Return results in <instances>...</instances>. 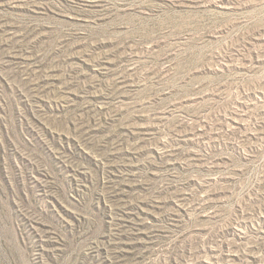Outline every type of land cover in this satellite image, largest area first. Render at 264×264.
I'll use <instances>...</instances> for the list:
<instances>
[{
    "label": "rangeland",
    "instance_id": "374dc122",
    "mask_svg": "<svg viewBox=\"0 0 264 264\" xmlns=\"http://www.w3.org/2000/svg\"><path fill=\"white\" fill-rule=\"evenodd\" d=\"M0 264H264V0H0Z\"/></svg>",
    "mask_w": 264,
    "mask_h": 264
}]
</instances>
